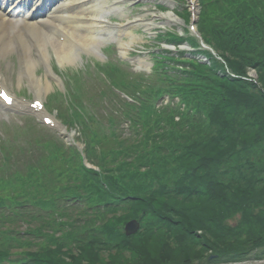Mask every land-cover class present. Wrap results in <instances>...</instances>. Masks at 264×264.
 I'll return each instance as SVG.
<instances>
[{"label":"trees","instance_id":"16d2710c","mask_svg":"<svg viewBox=\"0 0 264 264\" xmlns=\"http://www.w3.org/2000/svg\"><path fill=\"white\" fill-rule=\"evenodd\" d=\"M201 3L200 33L235 78L208 53L206 65L173 58L167 67L176 73L161 82L185 109H146L132 117L130 139L97 134L102 153L91 145L88 153L101 176L59 158L46 162L43 177H1V206L12 195L21 204L34 199L53 216L49 223L40 220L45 242L39 252L17 230L25 224L27 235L36 234L30 229L35 218L1 217L0 264L17 249L25 257L21 264H210L264 257V0ZM252 69L258 82L245 79ZM69 195L98 208L69 215L57 204ZM136 219L141 232L125 237L126 223Z\"/></svg>","mask_w":264,"mask_h":264},{"label":"bare ground","instance_id":"6f19581e","mask_svg":"<svg viewBox=\"0 0 264 264\" xmlns=\"http://www.w3.org/2000/svg\"><path fill=\"white\" fill-rule=\"evenodd\" d=\"M3 1V4L0 3V60L4 61L16 52L21 55L22 66L29 86L38 95V98L52 91L54 87H52V83L49 80L44 81V79L41 80L36 76L35 70L38 66L31 45H35V52L38 58L46 63L49 74H52L51 61L53 56L56 57L58 63L61 65L63 63L74 65L80 59L79 53L57 42L53 37V32L69 34L70 37L81 41L84 48L86 47L87 50H90L97 42L102 43V41L82 38L79 30L95 32L96 28H98L102 32H109L107 25H102L100 20L102 18L108 19L106 18L108 14H121L124 12L122 7H107L106 3H94L92 5L90 2H87L88 0L82 7L71 9L73 4L80 2L79 0H72L70 3L61 4L54 8L53 12L45 20L36 21V18L28 13L26 18L20 20L22 23H16L13 16V12L16 13L15 9L7 8L6 0ZM167 16L178 20L173 13L167 14ZM120 31L126 36L129 35L131 38H134L131 29H119V33H121ZM119 45L123 48L124 53H127V49L131 44L120 41ZM98 50L99 47L95 51ZM20 77L22 80L23 76L20 75ZM0 108L2 109L1 106Z\"/></svg>","mask_w":264,"mask_h":264},{"label":"rangeland","instance_id":"374dc122","mask_svg":"<svg viewBox=\"0 0 264 264\" xmlns=\"http://www.w3.org/2000/svg\"><path fill=\"white\" fill-rule=\"evenodd\" d=\"M122 7H126V8L128 7L127 11L124 13L126 15L125 17L124 16H120V15L119 16L116 15V16H110L109 18L110 19H112L111 17L119 18L120 19V23L123 24V23H126L127 20H133L135 18H138L139 15L143 14V16L146 17L145 19L148 22L151 21V26H150V29H149L150 32L154 31V29L156 27H161L163 25L164 26L169 25L171 27L172 26L179 27L177 23L168 22L169 21L168 18H167L168 21H164L162 19V16H160V19H151L152 16H150V15L146 16L150 11L153 12V13L154 12L157 13L155 5H153V4H149L148 6L139 5L137 7H131L130 5H127V6H122ZM167 8H168V11L170 10L169 12H171V10H173V8H175V7L173 5H168ZM146 24H149V23H146ZM143 25H145V24H143ZM132 28H133V30H132L133 34L134 35L136 34L135 35L136 40H132V39H130L128 37V38H126L125 41H127L129 43H132L130 48L132 50H136V51L140 52L139 56H141V58L144 61L149 62V58L150 57L146 53H148V52L150 53V51L145 50L146 53H142L143 49H141V47H143V46L145 47V45L150 44L152 38H149L146 33H143V35H142V33L139 34V30L140 29H144V30L146 29L145 26L143 27L142 25H140L139 27L138 26H134ZM137 32L139 34L138 36H137ZM116 52L117 51L114 50L113 54L115 56L117 55ZM132 53H133V51H129V53L126 56H128V57L132 56ZM12 58H13V61H14L15 58L14 57H12ZM113 59L117 60L116 57H113ZM115 64H118V62H116ZM52 65L59 69V73L62 76L63 80H67L68 76H71L70 74L72 73V71H69L70 68L75 69V68L81 67V66L78 65V63H76V65H74L72 67L68 66V64L61 65V64L58 63L56 57H53ZM138 67H140L139 64L133 63L132 65H129V66H123L122 68L127 70L128 72H130V71L131 72H135L136 68H138ZM141 68H142V72H145L147 70L145 67H141ZM88 69H89L88 72L91 74L92 73V71L90 70L91 67H88ZM13 70H14V73L11 75V78H13L15 80V84H16V87H17V83L16 82L19 80V77H18L19 69L17 67H15V69H13ZM39 74H40V76H44V73L42 71H39ZM89 78H90L89 81H93L95 83H99L100 82L98 78L97 79L94 78L93 74H91V77H89ZM53 87H54L55 91L58 90V88H57L55 83L53 84ZM20 88H21L22 92L27 94V92H25V91H28V93L30 95H34V92L31 91V89L27 87V84L24 85V86H21ZM17 90L19 92H21V90H19V89H17ZM51 93H54V91H51L49 93V95ZM12 122H13V124H12L13 126L17 123V124L22 125V126H19L20 128H25V132H26V134L28 136L24 137L22 140H20V142L24 143L25 145H30V146L34 147L36 145V141L38 139L45 140V139H51V138H55V139L59 140L60 142H63L64 144H66V141H63L58 133H56V132L55 133L48 132L47 130L42 131L40 129L41 127L38 125V122L35 121V120L30 121V119H22V120L21 119H18V120L12 119ZM4 129H5V126L0 121V136H1V134H3V136H5V134L3 133ZM1 137H0V139H1ZM5 138H6V136H5ZM19 254H21V253H19ZM19 258H22V257L21 256H17V257H14L12 260L16 261ZM249 264H264V261L263 262H259V263H249Z\"/></svg>","mask_w":264,"mask_h":264},{"label":"water","instance_id":"95a60500","mask_svg":"<svg viewBox=\"0 0 264 264\" xmlns=\"http://www.w3.org/2000/svg\"><path fill=\"white\" fill-rule=\"evenodd\" d=\"M139 229H140V226L138 223L130 222L129 224H127V227H126L127 235L130 236V235L136 234Z\"/></svg>","mask_w":264,"mask_h":264},{"label":"snow or ice","instance_id":"6c2138e0","mask_svg":"<svg viewBox=\"0 0 264 264\" xmlns=\"http://www.w3.org/2000/svg\"><path fill=\"white\" fill-rule=\"evenodd\" d=\"M0 96H2V98L7 101L8 103H11V99L10 97L6 94V93H0ZM37 107H39V104L37 103V105H35Z\"/></svg>","mask_w":264,"mask_h":264}]
</instances>
